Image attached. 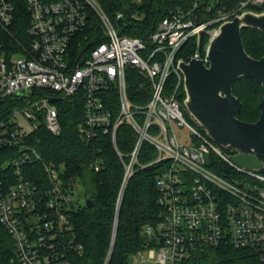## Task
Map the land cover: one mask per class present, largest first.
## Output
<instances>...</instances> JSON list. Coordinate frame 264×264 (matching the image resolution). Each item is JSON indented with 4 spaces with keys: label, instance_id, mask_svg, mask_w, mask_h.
<instances>
[{
    "label": "built area",
    "instance_id": "2783aa9c",
    "mask_svg": "<svg viewBox=\"0 0 264 264\" xmlns=\"http://www.w3.org/2000/svg\"><path fill=\"white\" fill-rule=\"evenodd\" d=\"M23 2L28 13L25 44L6 54L2 34L12 25L15 5L0 0V102L14 103L6 118L0 113V150L11 153L0 166V227L14 244L11 262L73 264L72 255L82 252L72 221L81 208L78 184L66 181L53 163L42 165L45 182L33 183L23 172L41 162L28 138L42 126L52 136L60 135L54 102L62 99L82 104L78 133L84 141L110 136L124 166L121 192L135 172L141 147L154 152L149 165H160L155 185L163 215L142 230L146 244L135 254L140 264H183L196 252L220 246L253 250L264 262V170L231 162L233 149L218 146L198 124L188 123L189 114L178 100L183 88L179 63L187 62L179 54L185 44L195 38L188 62L207 65L209 40L218 26L248 7L262 9L264 0L242 1L230 13L218 10L206 22L198 20L195 4L164 18L144 37L120 35L103 12L102 0ZM211 11L209 5L203 9L204 14ZM92 19L99 23L95 39ZM203 35L207 43L201 55ZM129 70L143 80L139 87L148 99L141 104L129 99ZM120 126L135 136L125 155L116 145ZM174 126L188 129L187 145L179 143ZM210 155L228 167L227 174L208 167ZM91 167L95 172L101 168L97 159Z\"/></svg>",
    "mask_w": 264,
    "mask_h": 264
},
{
    "label": "trees",
    "instance_id": "16d2710c",
    "mask_svg": "<svg viewBox=\"0 0 264 264\" xmlns=\"http://www.w3.org/2000/svg\"><path fill=\"white\" fill-rule=\"evenodd\" d=\"M245 0H102L101 6L120 35L128 37H144L154 31L157 24L178 11L186 12L197 4L198 20H212L216 11L232 12L240 2ZM14 18L8 33L2 34L4 51L12 54L20 51L25 44L28 27V13L23 0H13ZM212 6L209 14L203 9ZM248 10L260 13L264 10L248 7ZM121 14L120 19L116 15ZM92 39L100 33L95 19H92ZM241 38L245 52L253 59H260L264 54V35L258 30L242 29ZM207 43L203 35L200 40L201 55ZM196 49L195 38H191L184 46L179 57L188 62ZM142 78L135 71H127V90L130 101L137 105L148 99V95L140 89ZM233 95L241 102V110L237 115L240 121L256 122L260 115L258 105L263 97L261 86L250 78L238 79L232 86ZM185 93L180 86L178 100L183 102ZM113 105L116 99L111 97ZM10 100L0 102V113L3 118L14 106ZM59 114L61 133L52 136L43 126L34 132L28 142L41 158L23 168L26 177L33 183L46 178L42 165L53 163L63 171L66 181L79 184L83 196L91 201V207L81 206L72 214V221L82 245L80 254L72 255L73 264H133L135 254L145 247L146 240L143 228L154 226L163 215L158 205L156 179L160 165L154 161L152 149L143 145L138 157L135 172L127 181L121 192L124 177L123 162L116 154L109 135H100L91 142L84 141L78 128L82 122V104L77 101L62 99L54 102ZM254 111L258 114L253 120L245 118L246 113ZM135 142L133 132L126 126H120L116 132V145L120 154L130 152ZM11 153L0 150V166ZM98 160L100 170L95 172L91 163ZM264 162V154L259 156ZM125 161V159H124ZM143 166H146L143 168ZM208 167L223 176L228 167L213 155L209 156ZM10 168L6 171L10 172ZM44 181V182H45ZM112 244V247H111ZM14 244L6 231L0 227V264H13ZM110 252V253H109ZM132 260V261H131ZM183 264H264L256 252L250 249H236L231 246L205 248L196 252Z\"/></svg>",
    "mask_w": 264,
    "mask_h": 264
},
{
    "label": "water",
    "instance_id": "95a60500",
    "mask_svg": "<svg viewBox=\"0 0 264 264\" xmlns=\"http://www.w3.org/2000/svg\"><path fill=\"white\" fill-rule=\"evenodd\" d=\"M242 29L264 35V11L245 10L219 25L209 40L207 65L197 59L179 63L183 106L215 144L233 149L235 153L228 156L231 162L243 169L263 171L259 156L264 154V54L253 59L245 52ZM241 78L254 80L263 92L260 115L253 123L237 118L241 102L233 95L232 86ZM85 205L91 207V201L86 199Z\"/></svg>",
    "mask_w": 264,
    "mask_h": 264
},
{
    "label": "rangeland",
    "instance_id": "374dc122",
    "mask_svg": "<svg viewBox=\"0 0 264 264\" xmlns=\"http://www.w3.org/2000/svg\"><path fill=\"white\" fill-rule=\"evenodd\" d=\"M139 2V0H136ZM102 7V6H101ZM96 21V24L99 26V23L98 21L95 19ZM256 117H258V114L254 111H249L246 113L245 115V118L247 120H253L255 119ZM186 119H187V122L192 124L194 127H197L196 126V122L193 120V118L190 116V115H186ZM174 132L176 134V137L179 141L180 144L182 145H187L189 142H190V134H189V131L186 127H177V126H174ZM262 174L264 175V172H262ZM75 193L76 195L78 196V204L80 206H84L85 204V198L83 196V190H82V187L81 185H77L75 186ZM133 264H140L139 261L137 259L134 260Z\"/></svg>",
    "mask_w": 264,
    "mask_h": 264
}]
</instances>
